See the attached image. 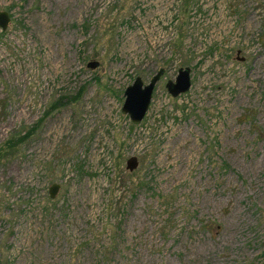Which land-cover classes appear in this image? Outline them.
Masks as SVG:
<instances>
[{"label":"rangeland","instance_id":"374dc122","mask_svg":"<svg viewBox=\"0 0 264 264\" xmlns=\"http://www.w3.org/2000/svg\"><path fill=\"white\" fill-rule=\"evenodd\" d=\"M0 12V264H264V0ZM160 72L135 125L125 91Z\"/></svg>","mask_w":264,"mask_h":264},{"label":"water","instance_id":"95a60500","mask_svg":"<svg viewBox=\"0 0 264 264\" xmlns=\"http://www.w3.org/2000/svg\"><path fill=\"white\" fill-rule=\"evenodd\" d=\"M11 23V17L8 12H0V28L6 31ZM162 72L156 75L150 83L145 84L141 77H137L134 83L127 87L125 91V102L123 105V113L129 116L135 125H139L145 119L153 99V94L157 82ZM192 86L190 69H180L175 82L167 84L168 92L172 97L177 98L182 94H186ZM139 167L137 157H132L127 162V170L134 172ZM59 191L58 185L50 188L51 198H55Z\"/></svg>","mask_w":264,"mask_h":264},{"label":"bare ground","instance_id":"6f19581e","mask_svg":"<svg viewBox=\"0 0 264 264\" xmlns=\"http://www.w3.org/2000/svg\"><path fill=\"white\" fill-rule=\"evenodd\" d=\"M133 46H134V44H133Z\"/></svg>","mask_w":264,"mask_h":264}]
</instances>
